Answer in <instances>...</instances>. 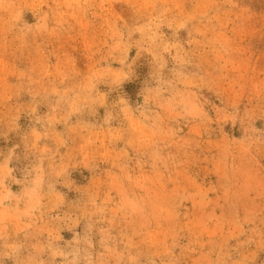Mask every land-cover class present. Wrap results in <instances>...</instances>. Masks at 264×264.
Returning <instances> with one entry per match:
<instances>
[{
    "label": "rangeland",
    "instance_id": "rangeland-1",
    "mask_svg": "<svg viewBox=\"0 0 264 264\" xmlns=\"http://www.w3.org/2000/svg\"><path fill=\"white\" fill-rule=\"evenodd\" d=\"M0 264H264V0H0Z\"/></svg>",
    "mask_w": 264,
    "mask_h": 264
}]
</instances>
